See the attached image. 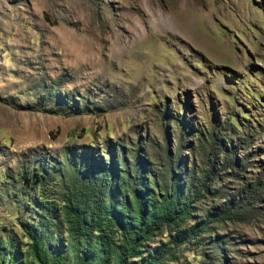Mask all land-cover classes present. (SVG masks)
<instances>
[{"label": "rangeland", "instance_id": "rangeland-1", "mask_svg": "<svg viewBox=\"0 0 264 264\" xmlns=\"http://www.w3.org/2000/svg\"><path fill=\"white\" fill-rule=\"evenodd\" d=\"M137 188L189 214L125 264H264V0H0V264H98Z\"/></svg>", "mask_w": 264, "mask_h": 264}, {"label": "trees", "instance_id": "trees-1", "mask_svg": "<svg viewBox=\"0 0 264 264\" xmlns=\"http://www.w3.org/2000/svg\"><path fill=\"white\" fill-rule=\"evenodd\" d=\"M137 171V170H135ZM137 182L140 181V178L133 177ZM175 179V178H173ZM125 184L123 179L122 185ZM174 187V185H170ZM137 189L134 190L133 202L126 204L123 207L117 209H112L110 212V220L112 224L118 225L120 230L124 231V244L122 243L115 245L114 248L110 249L109 243L110 239L103 234L97 236L98 242L96 249L98 250L99 258L98 264H104V262L109 259L110 256L115 257L114 264H125L126 261L135 256H139L140 251L138 247L141 243L147 242L150 235L155 231L159 230L163 225L179 227L183 220L188 217L184 208L177 209L178 202L173 199L162 200L158 204L152 203V201L147 197L145 193L140 192ZM141 190V189H140ZM185 199H182V204H184ZM110 210V209H109ZM239 213L234 209H226L221 214L223 218H229L230 216H237ZM78 226V225H77ZM126 233H133L132 239L127 238ZM180 240H184L183 237L179 234ZM96 258V257H95ZM153 260H148L144 264H156L157 258L153 257ZM95 259L89 260L85 253L80 255L79 263L80 264H95Z\"/></svg>", "mask_w": 264, "mask_h": 264}]
</instances>
